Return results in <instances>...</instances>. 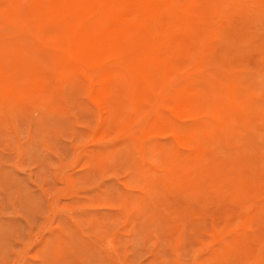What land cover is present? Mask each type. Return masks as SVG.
Here are the masks:
<instances>
[{
  "label": "rangeland",
  "instance_id": "rangeland-1",
  "mask_svg": "<svg viewBox=\"0 0 264 264\" xmlns=\"http://www.w3.org/2000/svg\"><path fill=\"white\" fill-rule=\"evenodd\" d=\"M59 1L0 0V264H264V0Z\"/></svg>",
  "mask_w": 264,
  "mask_h": 264
},
{
  "label": "bare ground",
  "instance_id": "bare-ground-1",
  "mask_svg": "<svg viewBox=\"0 0 264 264\" xmlns=\"http://www.w3.org/2000/svg\"><path fill=\"white\" fill-rule=\"evenodd\" d=\"M43 1H44V0H43ZM49 1H52L51 3H55V1H57V0H54V2H53V0H49ZM60 1H61V2H60ZM60 1H59L58 4H60V3H64V6H65L64 10H65L66 7H67V4H65V3L67 2V0H66V2H65L64 0H63L64 2H63L62 0H60ZM93 1H94V0H93ZM100 1H101V0H100ZM122 1H125V0H122ZM131 1H132V0H131ZM138 1H139V0H138ZM176 1H178V0H176ZM176 1H175V0L172 1L173 5H174V2H176ZM116 2H117V1H116ZM116 2H115V3H116ZM134 2H137V1H134ZM151 2H152L151 0H150V2H148V3H149V4H148V7L146 6V3H145V6H144V7H145V9H148V11L151 9L152 6H155V5H150ZM153 2H154V4H156L155 1H153ZM153 2H152V4H153ZM193 2L196 4L198 1L196 2V1L193 0ZM252 2H253V1H252ZM51 3L49 2L48 5H51ZM56 3H57V2H56ZM68 3H69V2H68ZM70 3H71V0H70ZM70 3H69V7L71 8L72 5H71ZM93 3H95V2H93ZM93 3H92V4H93ZM118 3H119V1L117 2V4H118ZM125 3H126V2H125ZM125 3L123 4V8H125V7H124ZM127 3H131V2H128V0H127ZM132 3H133V1H132ZM141 3H143V2L141 1ZM177 3H178V2H177ZM88 4H89V3H88ZM95 4H96V3H95ZM102 4H104V3L102 2ZM117 4H116V5H117ZM134 4H135V3H134ZM191 4H192V3H191ZM191 4H189V5H191ZM195 4H193V5H195ZM55 5H56V4H55ZM55 5H53V6L55 7ZM70 5H71V6H70ZM73 5H74V4H73ZM82 5H83V4H82ZM82 5H81V6H82ZM85 5H86V4H85ZM90 5H91V4H90ZM90 5H89V6H90ZM100 5H101V4H100ZM119 5H120V7H122L121 4H119ZM131 5H132V6H130V8L133 7V4H131ZM136 5L140 7V4L138 5V2H137ZM143 5H144V4H143ZM167 5H170V1L167 3ZM175 5H176V3H175ZM175 5H174V6H175ZM183 5H184V4H183ZM193 5H191V6H193ZM56 6H58V5H56ZM64 6L62 5V8H63ZM96 6H97V5H96ZM134 6H135V5H134ZM174 6H173V7H174ZM187 6H188V4H187ZM187 6L185 5L184 8L187 9V8H188ZM191 6H189V8H190ZM39 7H40V5H39ZM47 7H48V6H47ZM49 7H50V6H49ZM59 7H60V9H59L60 12L63 13L64 10L61 8V6H59ZM69 7H68V11L71 12V11L69 10ZM83 7H84V5H83ZM86 7H88V6H86ZM100 7H101V6H100ZM117 7H118V6H117ZM141 7H142V6H141ZM144 7H142V8L144 9ZM146 7H147V8H146ZM155 7L157 8V6H155ZM155 7H154V8H155ZM171 7H172V5H171ZM55 8H56V7H55ZM74 8H75V7H74ZM74 8H73V9H74ZM91 8H92V7H91ZM97 8H99V7H97ZM136 8H137V7H136ZM149 8H150V9H149ZM191 8H192V7H191ZM53 9H54V8H53ZM61 9H62V10H61ZM127 9H129V7H128ZM132 9H133V8H132ZM139 9H140V8H139ZM139 9H138V11H140ZM143 9H142V11H143ZM158 9H159V6H158V8H157L156 10H158ZM185 9H183V10H185ZM194 9H195V7H194L193 9H191V10L193 11ZM59 10H58V11H59ZM66 10H67V9H66ZM66 10H65V12H64L65 14L67 13ZM71 10H72V9H71ZM75 10H76V8H75ZM100 10H101V8H100ZM118 10H120V9H118ZM181 10H182V9H181ZM187 10L189 11V9H187ZM196 10H199L198 7H197ZM54 11H55V10H54ZM130 11H131V9H130ZM133 11H134V9H133ZM133 11H132V12H133ZM145 11H146V10H145ZM145 11H144V12H145ZM192 11H190V12H192ZM194 11H195V10H194ZM236 11H237V10H236ZM69 12H68V14H69ZM76 12H79V11H76ZM81 12H82V10H81ZM98 12H100V11L98 10ZM102 12H103V11H102ZM128 12H129V11H128ZM135 12H137L136 9H135ZM140 12H141V11H140ZM144 12H141V13H144ZM181 12L183 13L184 11H181ZM190 12H189V13H190ZM195 12L198 13V11H195ZM195 12H193V13H194V17L196 16V13H195ZM72 13H73V12H71L70 14H72ZM83 13H84V12H82V14H83ZM129 13H130V12H129ZM133 13H134V12H133ZM152 13H153V14H152ZM161 13H162V12H161ZM170 13H171V12H170ZM182 13H181V14H182ZM185 13H186V11L184 12V14H185ZM51 14H52V13H51ZM53 14H54V12H53ZM58 14H59V13H58ZM88 14H89V13H88ZM123 14H124V13H123ZM131 14H132V13H131ZM131 14H130V15H131ZM136 14H138V13H136ZM139 14H140V13H139ZM139 14H138V15H139ZM150 14H151V15H154V17H155V15H156L157 13H155V12L152 11ZM179 14H180V13H178V15H177V14H176V15L179 16ZM181 14H180V15H181ZM56 15H57V14H56ZM84 15H86V14H84ZM140 15H141V14H140ZM182 15H183V14H182ZM182 15H181V17L184 16V15H183V16H182ZM72 16H73V14H72ZM72 16H71V17L69 16V17L72 18ZM74 16H76V15L74 14ZM74 16H73V17H74ZM148 16H149V15H148ZM79 17H80V16H79ZM81 17H82V16H81ZM81 17H80V19H81ZM91 17H92V16H91ZM94 17H95V15H93V18H92L91 20H94ZM151 17H152V16H151ZM154 17H153V18H154ZM174 17H175V16H174ZM181 17H179V18H181ZM185 17H186V19H187V17H189V18H190V17H193V15L191 14V16H189V15L187 14ZM234 17H235V16H234ZM75 18H76V17H75ZM120 18H121V17H120ZM135 18H136V16H135ZM149 18H150V17H149ZM179 18H176V19L179 20ZM206 18H207V17H206ZM98 19H99V18H97V17L95 18L96 21H97ZM125 19H127V20H125ZM128 19H129L128 16H127V18H126V17L124 18V16H123V21H124V22L127 21V22L124 23V24H125L124 26H125L126 30H131V31H132V29H133L135 26L132 25L133 27H132V29H131V26H130V25H131V23H132V20H135V19L133 18V19L130 20V21H129ZM143 19H144V18H143ZM143 19H141V22H143ZM146 19H148V18L146 17ZM183 19H185V18H183ZM183 19H182V21H183ZM186 19H185V21L188 23L189 21H187ZM86 20H87V18H86ZM86 20H84V17H83V22H84V23H86V22H85ZM91 20H90V21H91ZM100 20H102V19L100 18L99 21H97V25H93V26L96 27V26H98L101 22H103V21H100ZM136 20H137V19H136ZM136 20H135V21H136ZM173 20H175V19H173ZM173 20H172V21H173ZM191 20H192V19H191ZM193 20H194V19H193ZM193 20H192V21H193ZM72 21H73V20H72ZM78 21H79V20H78ZM81 21H82V20H81ZM88 21H89V20H88ZM90 21H89V22H90ZM104 21H105V19H104ZM110 21H112V20H110ZM150 21H151V20H150ZM180 21H181V20H180ZM180 21H179V23H180ZM91 22H94V21H91ZM105 22H106V21H105ZM112 22H113V21H112ZM115 22H117V21H115ZM138 22H139V21H138ZM141 22H139V23H140V24H143V23H141ZM164 22H165V21H164ZM174 22H175V21H174ZM84 23H83V24H84ZM87 23H88V22H87ZM98 23H99V24H98ZM133 23H134V22H133ZM136 23H137V21H136ZM158 23H159V22H158ZM175 23H176V22H175ZM184 23H185V22H183V24H184ZM65 24H66V23H65ZM83 24L81 23V25H83ZM88 24H90V23H88ZM95 24H96V23H95ZM119 24H120V23H119ZM147 24H148V23H147ZM168 24H170V22H169ZM189 24H191V23L189 22ZM75 25H76V24H75ZM78 25H79V24H78ZM85 25H86V24H85ZM100 25H101V24H100ZM100 25H99V26H100ZM110 25H111V24H110ZM110 25H109V27H110ZM121 25H122V24H121ZM137 25H138V26H136V28H138L139 26H141V25H139L138 23H137ZM144 25H145V24H144ZM178 25H179V24H178ZM145 26H146V25H145ZM183 26H184V25H182L181 27L183 28ZM193 26H195V25L192 24V26H190V27L192 28ZM89 27H90V25H89ZM91 27H92V26H91ZM91 27H90V28H91ZM104 27H105V25H104ZM107 27H108V25H106V27L103 28V29L105 30ZM114 27H115V26H114ZM119 27H120V26H119ZM148 27H150V26H148ZM176 27H177V26H176ZM178 27H179V26H178ZM190 27H189V28H190ZM64 28H65V27H64ZM67 28H68V26H67ZM78 28H79V27H78ZM83 28H85V27H83ZM90 28H89V30H90ZM97 28H98V27H97ZM97 28H96V29H97ZM100 28H101V26H100ZM110 28H111V27H110ZM110 28H109V29H110ZM115 28L117 29V27H115ZM172 28H173V27H172ZM174 28H175V27H174ZM174 28H173V29H174ZM187 28H188V27H186L185 29L188 30ZM79 29H80V28H79ZM94 29H95V28H94ZM119 29H120V28H119ZM163 29H164V28H163ZM165 29H166V28H165ZM173 29H172V30H173ZM193 29H194V27H193ZM92 30H93V29L91 28L90 32H91ZM143 30H144V29H143ZM172 30H171V31H172ZM176 30H177V29H176ZM78 31H79V30H78ZM100 31H102V30H100ZM118 31H119V30H118ZM121 31H122V30H121ZM121 31H120V32H121ZM123 31H124V30H123ZM163 31H164V30H163ZM174 31H175V29H174ZM174 31H172V32L174 33ZM180 31L183 32L182 30H180ZM190 31H191V30H190ZM63 32H64V31H63ZM80 32H81V31H80ZM92 32H93V31H92ZM120 32H119V33H120ZM175 32H176V31H175ZM100 33H101V32H100ZM100 33H99V34H100ZM128 33H129V32H128ZM132 33H133V32H132ZM143 33H144V32H143ZM79 34H80V33H79ZM87 34H88V33H87ZM92 34H93V33H92ZM97 34H98V33H97ZM129 34H130V33H129ZM176 34H177V32H176ZM65 35H66V34H65ZM81 35H83V33H82ZM85 35H86V34H85ZM88 35H89V34H88ZM102 35H103V34H102ZM108 35H109V34H107V36H108ZM120 35H122V34H120ZM120 35H119V36H120ZM99 36H100V35H99ZM110 36H111V34H110L108 37H110ZM119 36H118V38H119ZM127 36H128V35H127ZM131 36H132V35H131ZM90 37H91V36H90ZM120 37H121V36H120ZM139 37H141V36H139ZM143 37H144V36H143ZM143 37H142V38H143ZM180 37H181V36H180ZM180 37H179V38H180ZM182 37H183V36H182ZM191 37H193V36H191ZM200 37H201V36H200ZM80 38H81V37H80ZM88 38H89V37H88ZM88 38H87V40H88ZM183 38H184V37H183ZM183 38H180V39H183ZM92 39H93V38H92ZM98 39H99V38H98ZM98 39H97V40H98ZM100 39H101V38H100ZM153 39H154V38H153ZM176 39H177V37H176ZM176 39H175V40H176ZM180 39H178V40H180ZM55 40H56V39H55ZM77 40H78V39H77ZM79 40H80V39H79ZM101 40H102V39H101ZM101 40H99V41H101ZM119 40H120V39H119ZM129 40H130V39H129ZM135 40H136V39H135ZM135 40L132 41V43L135 42ZM139 40H140V38H139ZM139 40H138V42H140ZM141 40H143V39H141ZM88 41H89V40H88ZM92 41H93V40H92ZM99 41H98V42H99ZM107 41H108V40H107ZM120 41H121V40H120ZM157 41H158V40H157ZM170 41H171V40H170ZM181 41H182V40H180V42H181ZM78 42H79V41H78ZM80 42H81V41H80ZM98 42H97V44H98ZM125 42H126V41H125ZM178 42H179V41H178ZM183 42H184V40H183ZM83 43H84V41L82 42V45H81V46H83ZM101 43H102V41H101ZM105 43H106V42H105ZM141 43H142V42H141ZM151 43H152V42H151ZM186 43H187V42H186ZM80 44H81V43H80ZM103 44H104V43H103ZM156 44H157V43H156ZM180 44H181V43H180ZM99 45H100V43H99ZM109 45H110V44H109ZM116 45H117V44H116ZM118 45L120 46V43H119ZM130 45L132 46V45H134V44H130V42H129V46H130ZM166 45H167V44H166ZM183 45H184V44H183ZM119 46L117 47L118 49H119ZM143 46H144V45H143ZM162 46H163V45H162ZM95 47H96V46H95ZM112 47H113V44H112ZM115 47H116V46H115ZM115 47H113V51H117V50H118V49H117V50H114ZM127 47H128V46H127ZM133 47H134V46H133ZM133 47H131V49H133ZM136 47H137V45H136ZM136 47H135V48H136ZM149 47H150V46H149ZM177 47H178V46H177ZM78 48H79V46H78ZM81 48H82V47H81ZM105 48H106V47H105ZM108 48H109V46H108ZM137 48L139 49V47H137ZM141 48H142V45H141ZM159 48H160V50H162L161 46H160ZM164 48H165V47H164ZM122 49H123V48H122ZM124 49H125V47H124ZM127 49H130V47L127 48ZM155 49H156V48H155ZM181 49H182V46H181ZM82 50H83V48H82ZM106 50H107V49H106ZM152 50H153V49H152ZM178 50H179V49H178ZM90 51H92V50H90ZM110 51H111V50H110ZM140 51H141V49H140ZM154 51H155V50H153V52H154ZM156 51H157V50H156ZM162 51H163V50H162ZM79 52H81V50H80ZM97 52H98V51H96V52H94V53H97ZM151 52H152V51H151ZM157 52H158V51H157ZM82 53H83V52H82ZM99 53H100V52H99ZM113 53H114V52H113ZM146 53H147V52H146ZM78 54H79V53H78ZM89 54H90V53H89ZM97 54H98V53H97ZM149 54H150V53H149ZM102 55H103V54H102ZM136 55H137V54H136ZM149 56H150V55H149ZM83 57H85V55H83ZM100 57H101V55H100ZM100 57H99V58H100ZM102 57H103V56H102ZM136 57H137V56H136ZM103 58H104V57H103ZM186 59H187V58H186ZM86 60H87V58H86ZM140 60H141V59H140ZM155 60H156V59H155ZM148 61H149V60H148ZM142 63H143V62H142ZM134 68H135V67H134ZM104 69H105V68H104ZM104 72H105V71H104ZM146 76H147V75H146ZM149 76H150V75H149ZM149 83H150V81H149ZM117 85H118V84H117ZM149 90H150V89H149ZM121 99H122V98H121ZM194 103H195V102H194ZM186 110H188V109H186ZM178 114H179V113H178ZM181 119H182V118H181Z\"/></svg>",
  "mask_w": 264,
  "mask_h": 264
}]
</instances>
